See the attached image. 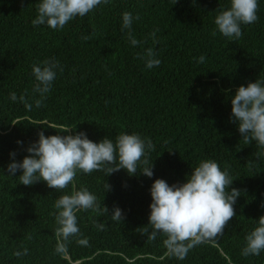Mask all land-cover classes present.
<instances>
[{
    "label": "trees",
    "instance_id": "16d2710c",
    "mask_svg": "<svg viewBox=\"0 0 264 264\" xmlns=\"http://www.w3.org/2000/svg\"><path fill=\"white\" fill-rule=\"evenodd\" d=\"M41 2L0 0V264H264V251L242 254L246 237L264 216V147L245 143L231 104L241 85L264 83V0H258V20L241 24L239 39L223 36L215 24L231 0H108L55 30L33 26ZM125 12L133 16L136 46L129 29L122 31ZM148 48L161 61L151 69ZM45 60L58 67L42 98L34 91L32 68ZM41 131L45 136L85 132L96 143L137 134L150 139L154 150L146 149L148 165L138 164L135 175L125 169L110 175L78 170L62 190L42 180L26 186L19 179L22 170L8 173L10 153L22 162ZM207 160L229 174V191L240 190L236 215L223 234L206 238L179 259L166 248L165 234L148 238L150 189L156 179L169 186L186 183ZM152 163L149 178L142 172ZM84 188L100 208L76 213L80 234L70 237L65 253H56L55 203ZM116 207L123 221L112 220ZM81 239L88 243L81 245ZM25 248L27 255H14Z\"/></svg>",
    "mask_w": 264,
    "mask_h": 264
},
{
    "label": "clouds",
    "instance_id": "9594fccd",
    "mask_svg": "<svg viewBox=\"0 0 264 264\" xmlns=\"http://www.w3.org/2000/svg\"><path fill=\"white\" fill-rule=\"evenodd\" d=\"M101 3L107 4L108 0H42L38 5V16L32 23L33 26L46 24L54 30L63 29L69 21L77 16H85ZM257 10L258 0H231L230 8L216 16L215 24L223 36L239 39L242 36L241 24L256 22ZM122 19V31L129 29L130 43L133 46L138 45L140 41L131 33L132 14L125 12ZM135 19H139V16ZM152 36L155 37V33ZM88 38L83 37L84 40ZM155 55L152 48L146 50L147 68L161 64ZM204 60V56L199 58L201 63ZM57 67L58 63L50 60L43 61L42 67L33 65V75L38 81L34 91L40 93L42 98L51 88ZM10 99L17 101L15 92L10 93ZM19 100L28 110L32 109V104L23 95ZM231 104L233 122H238V130L245 143L254 140L264 147V83L256 80L246 87L241 85L231 99ZM36 106H41V100L36 101ZM38 135V141L27 148L29 155L22 162L15 161V152L10 153L13 162L8 165V173L15 176L18 170H22L19 179L26 186L42 180L49 188L62 190L74 181L78 170L86 174L98 170L106 171L110 175L125 169L130 175H135L138 164L148 165L146 149L154 150L150 139L146 142L137 134H122L115 143L107 137L99 143L93 142L85 132L45 136L41 131ZM17 143L22 144L21 141ZM153 167V163L150 167H144L142 174L151 178ZM232 184L229 174L222 171L213 160L202 161L182 185L169 186L164 179H156L150 189L152 203L149 224L153 231L148 238L155 240L157 233L165 234L167 239L164 244L168 251L179 259H184L195 245L206 238L223 234L224 228L236 215L234 205L241 193L236 188L229 191ZM106 188L107 191L110 190L107 183ZM55 208L59 210L56 215L59 227L55 231V251L63 254L67 250L70 237L80 234L76 213L81 210H99L100 205L97 197L84 188L71 195L61 196L56 201ZM104 211L108 213L106 206ZM111 218L113 221H123L122 210L119 207L114 208ZM258 224L246 237L247 245L242 252L244 256H259L264 251V216L258 219ZM78 243L86 245L88 242L81 239ZM27 253L28 249L25 248L23 252L17 251L14 255L20 257Z\"/></svg>",
    "mask_w": 264,
    "mask_h": 264
}]
</instances>
